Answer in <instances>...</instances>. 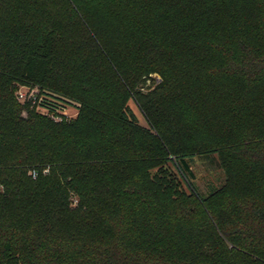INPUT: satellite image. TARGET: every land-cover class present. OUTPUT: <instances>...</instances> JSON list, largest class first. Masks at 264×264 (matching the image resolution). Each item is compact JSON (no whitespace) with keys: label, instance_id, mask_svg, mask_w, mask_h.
I'll list each match as a JSON object with an SVG mask.
<instances>
[{"label":"trees","instance_id":"16d2710c","mask_svg":"<svg viewBox=\"0 0 264 264\" xmlns=\"http://www.w3.org/2000/svg\"><path fill=\"white\" fill-rule=\"evenodd\" d=\"M0 264H264V0H0Z\"/></svg>","mask_w":264,"mask_h":264},{"label":"rangeland","instance_id":"374dc122","mask_svg":"<svg viewBox=\"0 0 264 264\" xmlns=\"http://www.w3.org/2000/svg\"><path fill=\"white\" fill-rule=\"evenodd\" d=\"M157 79H159V77H157ZM19 90H21V92L24 94L27 89L21 87ZM31 91L40 92V88L34 87L31 89ZM129 106L138 118L139 123L147 126L142 113L132 100L129 101ZM77 114L78 110H76L74 107H68L63 112V115L54 114L50 115V118L59 120L61 119V116H64L68 120H72L76 118ZM191 170L194 174L193 183L202 195H209L211 190L221 187L226 180L225 172L219 166L216 155L195 156L191 163Z\"/></svg>","mask_w":264,"mask_h":264},{"label":"built area","instance_id":"2783aa9c","mask_svg":"<svg viewBox=\"0 0 264 264\" xmlns=\"http://www.w3.org/2000/svg\"><path fill=\"white\" fill-rule=\"evenodd\" d=\"M24 88L27 89L24 94L21 92V90L18 91V99L20 101H24L25 99H33L32 102H35V98H36L35 96H36L37 92L31 91V89H28L26 87H24ZM41 111L44 113L47 112V110L42 109V108H41Z\"/></svg>","mask_w":264,"mask_h":264},{"label":"water","instance_id":"95a60500","mask_svg":"<svg viewBox=\"0 0 264 264\" xmlns=\"http://www.w3.org/2000/svg\"><path fill=\"white\" fill-rule=\"evenodd\" d=\"M23 115H25V113H23Z\"/></svg>","mask_w":264,"mask_h":264}]
</instances>
